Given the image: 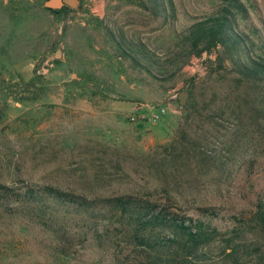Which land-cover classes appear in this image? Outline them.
Masks as SVG:
<instances>
[{
	"label": "rangeland",
	"instance_id": "rangeland-1",
	"mask_svg": "<svg viewBox=\"0 0 264 264\" xmlns=\"http://www.w3.org/2000/svg\"><path fill=\"white\" fill-rule=\"evenodd\" d=\"M44 1L0 0V184L52 186L87 197L136 194L187 216L212 206L219 227L252 211L264 194V144L227 179L207 177L189 188L179 180L172 201L147 169L148 155L171 140L190 103L187 90L202 100L227 93L242 103L252 100L249 87L218 70L219 49L185 59L179 45L182 32L220 0H170L172 11L157 16L124 0H79L78 10L56 16L45 11ZM240 1L264 34V0ZM129 44L155 58L152 74L120 57L119 48L130 53ZM142 105L167 111L156 123L131 122ZM145 129L168 140L152 143ZM53 246L48 232L0 210V264H115L110 251L94 246L67 259Z\"/></svg>",
	"mask_w": 264,
	"mask_h": 264
},
{
	"label": "trees",
	"instance_id": "trees-1",
	"mask_svg": "<svg viewBox=\"0 0 264 264\" xmlns=\"http://www.w3.org/2000/svg\"><path fill=\"white\" fill-rule=\"evenodd\" d=\"M124 1L152 9L156 16L173 9L170 0ZM45 11L58 16L69 9ZM179 45L185 59L219 49L218 70L249 87L252 100L242 103L232 93L202 100L187 90L191 101L171 140L148 155L147 169L155 173L166 201L179 195V180L189 188L207 177L227 179L246 154L264 144V34L250 23L246 5L220 0L212 13L182 32ZM127 47L131 54L120 47V57H131L135 66L152 74L151 67L158 64L149 51L142 45ZM3 116L0 110V121ZM0 210L48 232L53 253L64 259L90 245L110 251L115 264H264V194L252 211L230 216L221 227L212 206L195 207V216H187L136 194L87 197L28 183L0 184Z\"/></svg>",
	"mask_w": 264,
	"mask_h": 264
},
{
	"label": "built area",
	"instance_id": "built-area-1",
	"mask_svg": "<svg viewBox=\"0 0 264 264\" xmlns=\"http://www.w3.org/2000/svg\"><path fill=\"white\" fill-rule=\"evenodd\" d=\"M197 61L198 59H195V61L191 62L192 69L195 66V62ZM139 108L141 109L139 113H136L135 115L129 117V120L131 122L139 121V122L156 123L167 111L166 107L154 108L149 105H142Z\"/></svg>",
	"mask_w": 264,
	"mask_h": 264
},
{
	"label": "water",
	"instance_id": "water-1",
	"mask_svg": "<svg viewBox=\"0 0 264 264\" xmlns=\"http://www.w3.org/2000/svg\"><path fill=\"white\" fill-rule=\"evenodd\" d=\"M79 0H45L43 7L47 10H60L63 7L78 10ZM60 51L57 50L55 57L59 58ZM187 94L182 92L179 96L180 105L183 106L186 101Z\"/></svg>",
	"mask_w": 264,
	"mask_h": 264
},
{
	"label": "crops",
	"instance_id": "crops-1",
	"mask_svg": "<svg viewBox=\"0 0 264 264\" xmlns=\"http://www.w3.org/2000/svg\"><path fill=\"white\" fill-rule=\"evenodd\" d=\"M135 111H136V113H139L141 111V109L139 107H135ZM116 115H119V114H116ZM171 130H172V127L170 128V131ZM144 132L147 133V137L149 138L150 142H152V143H156V142L157 143H162V142H165V141L168 140V138L167 139H156V133L154 134V131L153 130L150 131L148 129H145Z\"/></svg>",
	"mask_w": 264,
	"mask_h": 264
}]
</instances>
